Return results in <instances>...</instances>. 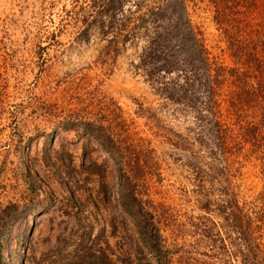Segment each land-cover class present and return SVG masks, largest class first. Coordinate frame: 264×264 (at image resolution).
Masks as SVG:
<instances>
[{
	"label": "rangeland",
	"instance_id": "obj_1",
	"mask_svg": "<svg viewBox=\"0 0 264 264\" xmlns=\"http://www.w3.org/2000/svg\"><path fill=\"white\" fill-rule=\"evenodd\" d=\"M73 1L0 0V264H161L159 255L162 264H243L240 235L222 208L227 191L256 217L264 264L262 114L253 120L259 148L245 143L227 160L211 154L195 111L135 73V47L106 59L96 31L85 38L80 23L62 21ZM212 1L189 0V13L211 57L233 67ZM255 1L259 23L264 0ZM115 104L130 134L155 151L141 187L147 235L119 202V163L64 125L79 115L115 135Z\"/></svg>",
	"mask_w": 264,
	"mask_h": 264
},
{
	"label": "trees",
	"instance_id": "obj_2",
	"mask_svg": "<svg viewBox=\"0 0 264 264\" xmlns=\"http://www.w3.org/2000/svg\"><path fill=\"white\" fill-rule=\"evenodd\" d=\"M212 2L219 10L216 21L236 59L233 67L211 57L202 31L191 19L189 0H74L70 9L64 8L62 21L80 23L85 38L96 31L107 42L106 59L111 56L116 62L129 46L135 47V73L169 101L194 110L210 139L209 152L227 160L235 150L241 152L245 143L260 147V128L253 120L256 111L264 119V58L260 57H264V20L258 23L255 0L244 11L236 0ZM246 36L252 38L245 40ZM118 111L121 108L115 104V135L101 123L79 115L64 125L97 139L119 163V202L141 234L147 235L142 225L150 220L142 212L150 203L141 187L153 171L155 151L144 139L130 134ZM225 194L222 208L240 235L243 264H259L263 250L261 237L255 234L259 230L256 217L240 206L235 194ZM0 232L1 239L5 234L1 225ZM149 240V247L156 248L155 240ZM162 258L158 256L161 264Z\"/></svg>",
	"mask_w": 264,
	"mask_h": 264
}]
</instances>
